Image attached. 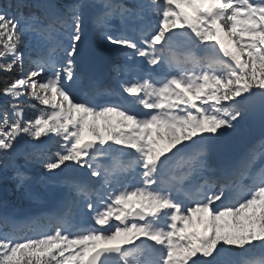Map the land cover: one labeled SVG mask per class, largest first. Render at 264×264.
I'll return each instance as SVG.
<instances>
[{"label":"snow or ice","instance_id":"obj_1","mask_svg":"<svg viewBox=\"0 0 264 264\" xmlns=\"http://www.w3.org/2000/svg\"><path fill=\"white\" fill-rule=\"evenodd\" d=\"M0 72V168L63 190L0 216V264H264V142L213 158L264 115V0H7Z\"/></svg>","mask_w":264,"mask_h":264},{"label":"trees","instance_id":"obj_2","mask_svg":"<svg viewBox=\"0 0 264 264\" xmlns=\"http://www.w3.org/2000/svg\"><path fill=\"white\" fill-rule=\"evenodd\" d=\"M6 3H7V0H0V4H6ZM23 42L26 45L29 43L27 37L23 38ZM4 75L5 74L3 72H0V79H2ZM3 99H2V96H0V104L3 103ZM31 103H36V102L32 101ZM28 114L29 116L33 115L34 110L30 111ZM54 144H55L54 141H49L48 145L51 150L47 151L45 153L46 155H52V153L55 150ZM16 163L18 165L23 166L22 170L25 172L26 176H31L35 179L34 184L36 188L45 192V189L43 190L39 182V177H40L39 175H45L44 170L42 169L40 163L36 160H33L26 164L23 156L18 157L16 160ZM0 184L7 186L9 188L8 197L6 200L2 202L3 205L12 206L15 208H21L23 206L35 204V202L31 201L30 199L27 198V196L22 194L23 190L25 189L26 183L25 181L23 182L21 181V179L15 174V170L11 166H9L6 169L0 168ZM0 224H3V222L0 221Z\"/></svg>","mask_w":264,"mask_h":264},{"label":"rangeland","instance_id":"obj_3","mask_svg":"<svg viewBox=\"0 0 264 264\" xmlns=\"http://www.w3.org/2000/svg\"><path fill=\"white\" fill-rule=\"evenodd\" d=\"M114 119V118H113ZM243 120H241L238 124V128H237V131L240 130L242 128L243 132H245V126L243 125ZM237 134V132L235 133ZM235 134H233L231 137H229L226 141L223 142V144L225 146H230V147H234L236 146V143H239V141L242 139V137H244V135L240 134L238 136H235ZM236 137V140L238 141H234ZM46 144H48V141L46 142ZM220 145V144H219ZM218 145V146H219ZM238 146V145H237ZM39 175V174H38ZM41 176V175H39ZM28 177H31V176H28ZM34 182H35V179L33 177H31V179H28V180H25V190L23 192V194L27 197H29V199L33 200L36 204V208L37 209H42V203L45 199L47 198H50L51 197V194L50 192L56 188V187H53L51 185H48V186H45L44 184L40 183V185L45 188V192L43 191H40V189H36V187L34 186ZM56 189H59V188H56ZM46 193V196L43 197V194ZM13 209V208H12ZM11 209V210H12ZM16 210V209H14ZM16 211H19V210H16ZM43 226V225H42ZM0 230H5V226L4 225H0Z\"/></svg>","mask_w":264,"mask_h":264},{"label":"water","instance_id":"obj_4","mask_svg":"<svg viewBox=\"0 0 264 264\" xmlns=\"http://www.w3.org/2000/svg\"><path fill=\"white\" fill-rule=\"evenodd\" d=\"M245 122L251 136L254 138L264 137V115H261L259 100L248 106V115ZM6 193L5 187L0 186V201L6 198Z\"/></svg>","mask_w":264,"mask_h":264},{"label":"bare ground","instance_id":"obj_5","mask_svg":"<svg viewBox=\"0 0 264 264\" xmlns=\"http://www.w3.org/2000/svg\"><path fill=\"white\" fill-rule=\"evenodd\" d=\"M241 131H242L243 134H245V132H243L242 129H241ZM235 140H236V139H235ZM160 143H161V146H164V145H166L167 140L165 139V140L161 141ZM238 146H239L240 148L243 147L242 144H239ZM98 243H104V242H103V241H99Z\"/></svg>","mask_w":264,"mask_h":264}]
</instances>
